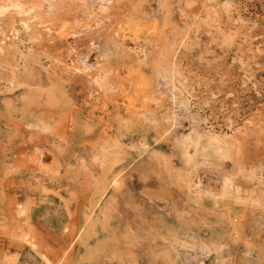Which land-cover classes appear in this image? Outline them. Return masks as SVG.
I'll use <instances>...</instances> for the list:
<instances>
[{"label":"rangeland","instance_id":"rangeland-1","mask_svg":"<svg viewBox=\"0 0 264 264\" xmlns=\"http://www.w3.org/2000/svg\"><path fill=\"white\" fill-rule=\"evenodd\" d=\"M0 264H264V0H0Z\"/></svg>","mask_w":264,"mask_h":264}]
</instances>
